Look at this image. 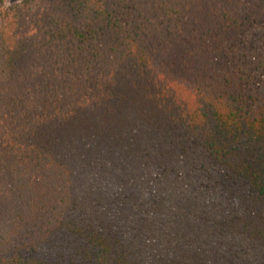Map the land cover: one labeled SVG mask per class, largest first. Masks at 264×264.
<instances>
[{"label": "trees", "instance_id": "trees-1", "mask_svg": "<svg viewBox=\"0 0 264 264\" xmlns=\"http://www.w3.org/2000/svg\"><path fill=\"white\" fill-rule=\"evenodd\" d=\"M0 264H264V0H0Z\"/></svg>", "mask_w": 264, "mask_h": 264}, {"label": "rangeland", "instance_id": "rangeland-1", "mask_svg": "<svg viewBox=\"0 0 264 264\" xmlns=\"http://www.w3.org/2000/svg\"><path fill=\"white\" fill-rule=\"evenodd\" d=\"M20 0H4V5L5 6H9V5H12L16 2H19Z\"/></svg>", "mask_w": 264, "mask_h": 264}]
</instances>
